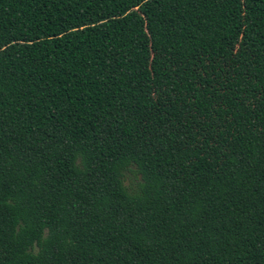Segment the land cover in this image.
I'll return each mask as SVG.
<instances>
[{
  "label": "trees",
  "instance_id": "obj_1",
  "mask_svg": "<svg viewBox=\"0 0 264 264\" xmlns=\"http://www.w3.org/2000/svg\"><path fill=\"white\" fill-rule=\"evenodd\" d=\"M0 264H264V0H0Z\"/></svg>",
  "mask_w": 264,
  "mask_h": 264
}]
</instances>
